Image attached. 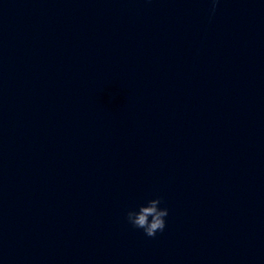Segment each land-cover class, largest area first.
Returning a JSON list of instances; mask_svg holds the SVG:
<instances>
[{
  "label": "clouds",
  "instance_id": "9594fccd",
  "mask_svg": "<svg viewBox=\"0 0 264 264\" xmlns=\"http://www.w3.org/2000/svg\"><path fill=\"white\" fill-rule=\"evenodd\" d=\"M210 12L214 15L219 0H210ZM162 198L156 197L147 200L136 209L126 213V219L134 228L142 229L147 237L154 238L158 232H163L166 227L165 218L169 215L167 207H160Z\"/></svg>",
  "mask_w": 264,
  "mask_h": 264
}]
</instances>
